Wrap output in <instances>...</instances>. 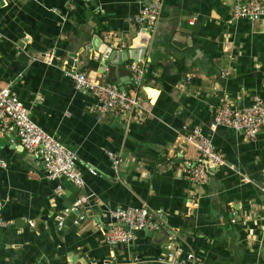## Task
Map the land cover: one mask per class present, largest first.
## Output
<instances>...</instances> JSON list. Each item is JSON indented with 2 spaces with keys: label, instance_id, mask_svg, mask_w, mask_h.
Segmentation results:
<instances>
[{
  "label": "crops",
  "instance_id": "obj_1",
  "mask_svg": "<svg viewBox=\"0 0 264 264\" xmlns=\"http://www.w3.org/2000/svg\"><path fill=\"white\" fill-rule=\"evenodd\" d=\"M144 3L0 0V87L78 154L85 181L78 188L49 177L15 130L0 135L9 223L0 264H162L170 237L195 264H264V131L249 139L214 122L223 102L249 107L264 98V18H234L233 0H161L152 33L136 20ZM132 64L144 73L131 115L103 112L95 93L77 90L65 73L81 69L131 92ZM185 125L202 127L226 160L203 185L185 169L200 160ZM141 207L162 217L158 238L110 246V211Z\"/></svg>",
  "mask_w": 264,
  "mask_h": 264
},
{
  "label": "built area",
  "instance_id": "obj_2",
  "mask_svg": "<svg viewBox=\"0 0 264 264\" xmlns=\"http://www.w3.org/2000/svg\"><path fill=\"white\" fill-rule=\"evenodd\" d=\"M160 3L161 0H145L142 9L136 15L138 23L144 25L152 33L158 26ZM233 16L252 21L264 18V0H233ZM131 72L134 83L131 92L122 91L113 83L94 81L86 71L81 69H70L65 73L73 80L77 90L95 93L98 100L96 106L103 112L114 110L131 115L139 110L141 104L140 90L144 69L139 68L137 64H132ZM214 122L216 125L231 127L249 139H256L264 131V98L255 95L249 107L235 106L229 101L223 102L215 111ZM11 129L16 131L24 149L39 153L43 158L49 177H64L78 188L84 186V178L76 167L78 154L38 125L31 118L27 106L18 95L11 91L9 86L0 87V135H5ZM184 129L185 140L192 144L200 154L199 162L187 163L186 172L195 182L201 185L206 184L210 179V168L225 164V157L212 139L205 134L202 127L185 125ZM7 167L8 163L0 157V168ZM118 167L119 161L115 159L113 168L118 170ZM260 189L264 193V169ZM80 202L81 200L77 201V204ZM68 211L69 209H66L59 216L60 225L64 223ZM110 216L113 220L111 233L107 238L110 246L128 243L136 237V234L126 230L123 223L137 230L144 228L157 230L162 225V217L154 219L147 207L117 208L110 211ZM8 224L0 206V232ZM166 249V260H163L162 264H195L194 255L192 253L184 255L175 237L167 240Z\"/></svg>",
  "mask_w": 264,
  "mask_h": 264
},
{
  "label": "water",
  "instance_id": "obj_3",
  "mask_svg": "<svg viewBox=\"0 0 264 264\" xmlns=\"http://www.w3.org/2000/svg\"><path fill=\"white\" fill-rule=\"evenodd\" d=\"M123 226L126 228L127 231H130L131 233H134L136 235H140V236H144V235H147V236H150L152 238H158L159 234L161 231H155V230H152V229H149V228H144L142 230H137V229H133L131 228L129 225L123 223ZM165 233V237H167L168 233L167 231H164Z\"/></svg>",
  "mask_w": 264,
  "mask_h": 264
}]
</instances>
